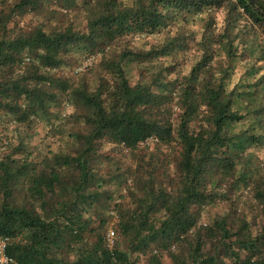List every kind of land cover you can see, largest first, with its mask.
I'll list each match as a JSON object with an SVG mask.
<instances>
[{
	"label": "trees",
	"instance_id": "16d2710c",
	"mask_svg": "<svg viewBox=\"0 0 264 264\" xmlns=\"http://www.w3.org/2000/svg\"><path fill=\"white\" fill-rule=\"evenodd\" d=\"M166 28L162 46L133 43ZM244 61L252 79L228 88ZM36 129L55 149H29ZM262 147L264 0H0L10 264H264V224L254 233L228 196L264 215V160L251 165Z\"/></svg>",
	"mask_w": 264,
	"mask_h": 264
},
{
	"label": "rangeland",
	"instance_id": "374dc122",
	"mask_svg": "<svg viewBox=\"0 0 264 264\" xmlns=\"http://www.w3.org/2000/svg\"><path fill=\"white\" fill-rule=\"evenodd\" d=\"M173 35H174V30H169L168 32V29L166 28L165 30H161L160 32L150 35L148 37L133 40V43L139 47L145 46V48L148 47L149 45L162 46L163 42L172 38ZM96 60L97 58L87 59V61H85L82 64V66H80V68L78 69V72L81 73L82 71H85L88 68H93L95 66ZM180 60H182V62ZM192 61H193V58L191 57V55H188V56L186 55L182 59H178V64L180 65H178V67L176 66V68L179 70H182V72H179L180 76H183L185 74L187 70L186 69L187 64L189 62L191 63ZM161 66H162V63L161 65L159 64L157 66L149 67V70L151 72H155L158 69H160ZM249 68H250L249 61L238 62V63L234 62V67L230 74L228 88H230L232 84L236 83L240 79L241 80L247 79L248 81H250L252 79V76L246 75L247 70ZM94 75L95 74H92V76ZM215 75H216L215 72L210 71L209 73L210 78L214 79ZM176 76H178V73L176 74L171 73L168 76V80L173 81V79H175ZM137 78H139L138 71H134L132 74V79L137 80ZM34 132L35 133H33L30 137L24 138V136L22 135L29 149L34 150V153H38L41 155L46 154L48 150L55 149L54 140H56V138L54 137L51 138V137L46 136L47 139H45L44 137L45 131H42L41 129H36ZM149 144L151 145V143ZM251 154L253 155L252 162H251L252 167H254L255 165L259 164L260 162L264 160V148L263 147L261 149L254 150ZM122 160H123V163L125 164L129 163L128 159L126 158L125 159L123 158ZM241 195L242 194L238 190L233 191L231 193L228 192V196H230L231 201L233 202L235 207L240 208L239 209L240 214L245 215L249 223L251 222V225H252L251 229L255 233L256 230L263 228V224H264L263 212L260 210V208L258 207L257 203L254 200L247 199L246 197H243ZM123 204L124 206H126L127 203L124 202ZM226 204L222 202V203H218L217 205L208 207L207 214L203 217V220H206L209 216H212L215 214H220V215L224 214L226 210L228 209V205ZM115 223H116V215L111 220V223H109L108 230L111 229L115 232L116 241H117L118 236H117L116 231L114 230ZM165 264H168L167 260L165 261Z\"/></svg>",
	"mask_w": 264,
	"mask_h": 264
},
{
	"label": "built area",
	"instance_id": "2783aa9c",
	"mask_svg": "<svg viewBox=\"0 0 264 264\" xmlns=\"http://www.w3.org/2000/svg\"><path fill=\"white\" fill-rule=\"evenodd\" d=\"M116 241V235L113 230H108L106 235V244L107 247L111 250L114 247ZM6 239L0 238V264H10L12 259L5 254Z\"/></svg>",
	"mask_w": 264,
	"mask_h": 264
}]
</instances>
